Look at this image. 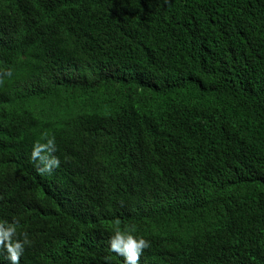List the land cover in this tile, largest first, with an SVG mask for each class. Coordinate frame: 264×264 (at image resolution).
Segmentation results:
<instances>
[{
	"label": "trees",
	"instance_id": "trees-1",
	"mask_svg": "<svg viewBox=\"0 0 264 264\" xmlns=\"http://www.w3.org/2000/svg\"><path fill=\"white\" fill-rule=\"evenodd\" d=\"M44 132L48 175L30 159ZM261 149L264 0H0L19 264H122L116 221L150 241L138 264H264Z\"/></svg>",
	"mask_w": 264,
	"mask_h": 264
},
{
	"label": "clouds",
	"instance_id": "clouds-1",
	"mask_svg": "<svg viewBox=\"0 0 264 264\" xmlns=\"http://www.w3.org/2000/svg\"><path fill=\"white\" fill-rule=\"evenodd\" d=\"M11 74L10 70L7 73ZM56 152V139L47 132L41 134L40 139L33 143L30 159L35 163V170L40 175L51 174L60 164V159L54 155ZM260 162L264 163V150L259 151ZM19 221L0 220V264H19L25 245L29 243L27 233L17 238V225ZM109 249L123 258L122 264H138L141 253L150 246V241L143 236L134 234V228L129 225L120 226V222L112 226L108 239Z\"/></svg>",
	"mask_w": 264,
	"mask_h": 264
}]
</instances>
